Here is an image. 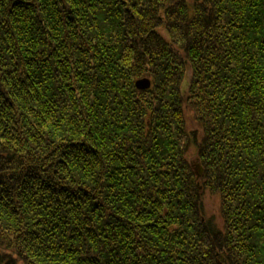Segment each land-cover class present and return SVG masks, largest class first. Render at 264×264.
<instances>
[{
  "label": "trees",
  "instance_id": "trees-1",
  "mask_svg": "<svg viewBox=\"0 0 264 264\" xmlns=\"http://www.w3.org/2000/svg\"><path fill=\"white\" fill-rule=\"evenodd\" d=\"M0 264H264V0H0Z\"/></svg>",
  "mask_w": 264,
  "mask_h": 264
},
{
  "label": "rangeland",
  "instance_id": "rangeland-1",
  "mask_svg": "<svg viewBox=\"0 0 264 264\" xmlns=\"http://www.w3.org/2000/svg\"><path fill=\"white\" fill-rule=\"evenodd\" d=\"M159 33L165 38L167 39L168 36H167V32L163 29V28H160L159 29ZM144 78H148V77H144ZM143 79V78H141ZM139 79V80H141ZM151 81V86L149 88H140L138 85H137V82L138 80L136 81V87L140 90H150L153 86V82L152 80L150 79ZM185 81H187L186 84ZM189 81H190V77H189V74L187 76H185L182 84H181V88L183 89L184 92H187V89L189 88ZM190 132L194 131L195 130V127H193L192 125H190V128H189ZM195 145L192 144V146L190 145L189 148H190V151L187 153V160L188 162L191 164L192 168H193V171L195 173V176L198 178V180H200V178L203 176L204 174V167L202 165V162L200 161L199 157H197V151L195 150ZM192 148L194 149V153L195 154H192ZM196 151V152H195ZM198 173H200V176H198ZM216 197H213V196H208L207 197V200H205V203H206V209L207 211L209 212H214L216 211V207H217V204H218V201L215 199ZM217 201V202H216Z\"/></svg>",
  "mask_w": 264,
  "mask_h": 264
},
{
  "label": "water",
  "instance_id": "water-1",
  "mask_svg": "<svg viewBox=\"0 0 264 264\" xmlns=\"http://www.w3.org/2000/svg\"><path fill=\"white\" fill-rule=\"evenodd\" d=\"M187 83V81H185V84ZM137 85L140 88H149L151 86V81L148 78H143L141 80H138ZM198 176H200V173H198Z\"/></svg>",
  "mask_w": 264,
  "mask_h": 264
}]
</instances>
